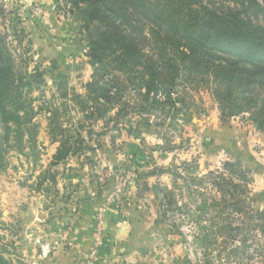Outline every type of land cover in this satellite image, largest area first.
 Returning a JSON list of instances; mask_svg holds the SVG:
<instances>
[{"label": "rangeland", "instance_id": "obj_1", "mask_svg": "<svg viewBox=\"0 0 264 264\" xmlns=\"http://www.w3.org/2000/svg\"><path fill=\"white\" fill-rule=\"evenodd\" d=\"M74 1L0 0V264H36V199L44 222L68 232L80 200L96 197L93 238L108 206L131 214L134 264H264V233L247 219L264 211V128L249 112L223 113L213 75L191 71L185 42L168 38L194 18L189 6L206 19L231 15L260 38L264 0L112 3L135 15L146 38L119 39L107 57L92 46L85 3ZM215 178L242 192L220 190ZM156 186L174 190L175 204L154 192L147 202ZM221 219L241 229L226 231Z\"/></svg>", "mask_w": 264, "mask_h": 264}, {"label": "trees", "instance_id": "obj_2", "mask_svg": "<svg viewBox=\"0 0 264 264\" xmlns=\"http://www.w3.org/2000/svg\"><path fill=\"white\" fill-rule=\"evenodd\" d=\"M119 1L122 5L128 0L74 1L77 5L85 3V8L81 10V17L85 21V26H87L86 28L89 32L90 40H92L93 48L100 50L102 56H110L108 49L112 48L111 45L119 39H136L139 36L146 38L135 32V30L140 29V26L137 25L138 20H134L135 15L133 13H128L123 7L122 9L116 7H114L115 9L110 8L112 3ZM136 3H140V0H136ZM188 8L190 14H194V18L191 19L189 17L187 19L186 17V21H184L182 26H178V28L176 25H171L172 28H176H174L173 33L169 32L168 38L171 39L176 36L185 42L186 45L184 46H186L188 51H181L180 55L190 60L192 58L196 59L193 67L192 63H190V66L188 65L191 71L193 69L198 70L197 72L201 74L211 73L213 75L216 83L214 82L215 87L212 94L218 100L223 113H227L229 116H236L249 112L251 119L256 123L257 127L263 129L264 53L260 51L262 48L264 49V32H255L260 33V38L253 33H249V31H245L247 34L245 35L242 33V23L232 20L231 15L221 17L216 13H210V19H206L203 15H200V11L194 10L191 6ZM189 12L186 13L188 14ZM192 20L195 24L194 28H192ZM97 25L105 26V28L102 30L95 27ZM203 26L209 27L210 31L204 33ZM218 38H224L227 40V43H217L216 39ZM98 58L96 57L97 60ZM102 60V58H99V61ZM168 61L172 62V58L168 59ZM254 75L257 76L256 79L252 78ZM255 82L257 83V88H259L256 92H254V89L252 90ZM67 153L68 151L61 157L56 156L55 159H63ZM225 167L231 173L239 171L240 177L245 179L247 173L239 164L228 162L225 163ZM220 175L214 171L208 172V176L213 178L216 176L220 177ZM196 183L198 182L192 181V185ZM213 183L222 191H228V188H225V185H228L231 194H234L233 196L236 193L240 194L242 192L239 191L240 185L234 183L230 178L224 182L225 184L216 180V178L213 179ZM153 191L158 198L160 195H164L162 200L160 197L162 205L164 200L168 205L175 204V199H173L174 190L168 187L156 186ZM170 194L172 195L171 200L169 199ZM167 197L169 202L166 200ZM240 200L237 199L235 204L245 207L243 206V201ZM166 216L165 210L162 213V218L166 219ZM247 219L248 221L257 219L259 221L258 226L264 233V211L257 212L256 214L251 213L247 216ZM229 224L231 223H224L223 219H221L219 227L226 231H239L241 229V227H232ZM249 240L248 236L241 238L245 250L249 249V245L247 244ZM239 251L240 247L237 246L233 252L238 253ZM0 260H3L2 257H0ZM188 262L190 263V261ZM208 264L213 263L209 261Z\"/></svg>", "mask_w": 264, "mask_h": 264}, {"label": "crops", "instance_id": "obj_3", "mask_svg": "<svg viewBox=\"0 0 264 264\" xmlns=\"http://www.w3.org/2000/svg\"><path fill=\"white\" fill-rule=\"evenodd\" d=\"M152 192H146L147 202H150L149 193ZM102 204L97 197L88 201L81 199V208L76 215L77 226L61 232L60 228H54L55 221L52 224L44 222L41 204L36 199V264H134L138 257L133 254L134 242L128 240L135 228L131 214L125 215L114 206H108L104 210L102 231L93 238L95 213ZM142 204L145 206V202ZM94 248L96 256L90 261Z\"/></svg>", "mask_w": 264, "mask_h": 264}, {"label": "built area", "instance_id": "obj_4", "mask_svg": "<svg viewBox=\"0 0 264 264\" xmlns=\"http://www.w3.org/2000/svg\"><path fill=\"white\" fill-rule=\"evenodd\" d=\"M95 256H96V248H94L90 253L89 260L90 261L93 260Z\"/></svg>", "mask_w": 264, "mask_h": 264}]
</instances>
